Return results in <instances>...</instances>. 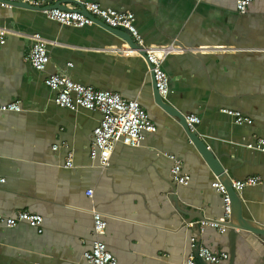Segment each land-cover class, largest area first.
<instances>
[{"label":"crops","instance_id":"obj_1","mask_svg":"<svg viewBox=\"0 0 264 264\" xmlns=\"http://www.w3.org/2000/svg\"><path fill=\"white\" fill-rule=\"evenodd\" d=\"M95 1L132 11L144 44L173 46L163 62L169 77L163 98L183 115L201 118L196 131L232 180L261 177L239 194L243 215L264 224V152L254 147L264 138V0H254L244 13L236 0ZM0 27L8 30L0 44V105L19 102L22 108L0 115V213L44 218L42 232L27 222L0 228V264H91L84 252L96 239L117 264H187L190 256L207 264L193 237L228 252L218 264H262L260 253L229 228L201 230L203 218L226 219L224 195L213 186L218 176L180 119L155 102L149 64L134 39L136 47L97 22L67 26L38 10L1 4ZM34 33L48 40L44 72L27 59ZM50 73L140 101L156 132L138 146L118 142L110 166L101 168L89 147L102 114L58 105L45 82ZM223 108L252 122L237 123ZM166 153L182 161L188 185L173 181ZM69 156L72 167L66 166ZM97 211L108 222L101 235L94 233Z\"/></svg>","mask_w":264,"mask_h":264},{"label":"built area","instance_id":"obj_2","mask_svg":"<svg viewBox=\"0 0 264 264\" xmlns=\"http://www.w3.org/2000/svg\"><path fill=\"white\" fill-rule=\"evenodd\" d=\"M253 1L236 0V9L244 13ZM14 2H23L36 7L48 18L62 25L84 27L93 25L95 19H98L112 28L127 31L140 46L139 51H145V58L149 64V70L154 74L159 94L162 97L168 95L169 77L163 68V62L174 48L172 45L144 44L143 37L135 24V14L132 11H121L112 7H105L95 0H0L3 6H12ZM74 2L78 7L68 5ZM59 3L68 6V8L55 6ZM81 7L84 11L80 9ZM7 33V29L0 27V44L6 42ZM30 37L33 43L27 54V59L35 69L44 72L50 62L48 40L40 33H34ZM45 82L56 93L55 101L58 105L72 110L78 108L96 110L102 114L99 124L93 130V140L89 150L91 159L96 161L103 169L110 166L111 157L118 142L138 146L147 134L157 130L151 115L140 101L129 100L123 97L120 92L85 85L74 81L69 75L61 73L48 74ZM21 109L19 102L3 104L0 105V115L6 111H20ZM222 111L235 116L237 123L252 122V119L243 116L239 111L227 108H223ZM185 118L191 131L196 130L197 125L201 122V118L196 114H187ZM57 147V145L54 146L55 149ZM254 147L264 152V138H259ZM166 155L173 160L171 168L173 181L177 184L188 185L191 176L184 171L182 161L175 154L166 153ZM66 166H73L71 156L68 157ZM4 181L5 178L0 176V182ZM261 182V177L250 176L245 179L233 180L232 186L240 193L245 187L255 186ZM213 186L224 195L226 219H203L200 221L202 231H204V226L220 227L225 230L224 222L230 217L232 211V199L226 186L219 179L213 183ZM87 193L92 196L93 189H89ZM93 218L94 233L96 235L103 234L107 227V219L99 211L94 212ZM43 221L44 218L41 214L29 211H20L16 216L0 213V228L14 227L19 222H27L34 227H38L39 232H42ZM191 244L196 249L197 256L207 264H218L222 260L229 259L228 252L214 251L198 243L195 237L192 238ZM84 257L91 264H117V257L101 239L93 241L91 248L84 252ZM186 262L187 264H199L194 256L188 257Z\"/></svg>","mask_w":264,"mask_h":264},{"label":"water","instance_id":"obj_3","mask_svg":"<svg viewBox=\"0 0 264 264\" xmlns=\"http://www.w3.org/2000/svg\"><path fill=\"white\" fill-rule=\"evenodd\" d=\"M75 3V2H74ZM1 4V3H0ZM12 6H18L33 10H38V8L33 7L27 3L23 2H14ZM55 6H61L68 8V6L64 4H56ZM80 9H83L81 7ZM88 15H90L88 12H85ZM95 22L102 24L103 26L109 28L111 31L115 33H120L123 38L126 39V41L132 46L136 47L137 44L134 42L132 36L124 30L112 28L105 23L101 22L98 19H95ZM143 55H146L145 51H140ZM151 68V66H150ZM151 72V71H150ZM152 79H153V88H154V97L155 102L166 109L169 113L173 114L174 116L178 117L181 121V124L185 128L188 138L193 142V144L196 146L198 151L201 153V155L204 157L206 162L211 166V168L214 170L216 175L218 176V179L226 186L228 194L231 196L232 199V211H231V217L227 222H224L227 228H229V232L233 238H236V236L241 235L248 244L253 246L262 256V264H264V224H261L260 222L254 221L252 218H246L243 215V202L240 194L233 188L232 186V177L229 176V174L225 171L224 166L221 164L220 160L213 154L211 149L208 147V145L204 142L203 139L200 138L197 131H191L186 122L185 115H183L181 112L175 110L174 107L170 106L166 103L165 98H163L156 87V81L154 79V74L151 72ZM150 114V113H149ZM177 184V183H176ZM173 188V187H172ZM174 189V188H173ZM170 200L174 203V205L177 207L179 211L184 212V208L182 207L181 203L179 202L176 194H172L170 196ZM204 219V218H203ZM232 256V255H231Z\"/></svg>","mask_w":264,"mask_h":264}]
</instances>
